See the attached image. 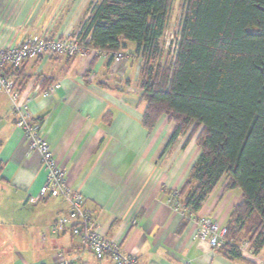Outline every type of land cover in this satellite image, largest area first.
I'll list each match as a JSON object with an SVG mask.
<instances>
[{"label": "crops", "instance_id": "obj_1", "mask_svg": "<svg viewBox=\"0 0 264 264\" xmlns=\"http://www.w3.org/2000/svg\"><path fill=\"white\" fill-rule=\"evenodd\" d=\"M87 1L0 0V49L41 35L76 34V12ZM107 65L106 55L87 50L72 60L33 59L10 75L22 98L32 99L29 107L41 136L65 171L69 188L84 197V209L100 233L120 243L123 254H133L137 264H247L215 252L208 241L193 239V219L207 217L226 227L232 210L242 202V191H227L228 179L222 178L186 223L176 195L200 155L197 135L189 142V133L180 135L163 153L175 125L163 116L151 132L142 126L146 103L139 87L140 60L125 54L121 63ZM54 85L48 97L34 94L38 87L45 91ZM12 106L0 92V184L11 195L9 204L28 214L20 220L22 232L25 228L26 236L29 230L36 233L45 259L29 262L21 242L15 261L7 260L10 264H114L110 259L97 260L68 230L51 233L52 223L69 213L66 200L46 197L29 203L46 184L47 174L41 153L30 149L23 130L16 127ZM34 214L36 222H32ZM248 260L264 263V249Z\"/></svg>", "mask_w": 264, "mask_h": 264}, {"label": "trees", "instance_id": "obj_2", "mask_svg": "<svg viewBox=\"0 0 264 264\" xmlns=\"http://www.w3.org/2000/svg\"><path fill=\"white\" fill-rule=\"evenodd\" d=\"M172 3L97 0L76 37L82 51L106 55L108 68L117 53L140 60L142 126L151 132L163 116L174 123L163 153L180 135H197L200 155L177 207L189 222L226 177V190L240 189L243 199L215 252L253 264L239 242L253 257L264 249V0H187L170 62L160 42Z\"/></svg>", "mask_w": 264, "mask_h": 264}, {"label": "built area", "instance_id": "obj_3", "mask_svg": "<svg viewBox=\"0 0 264 264\" xmlns=\"http://www.w3.org/2000/svg\"><path fill=\"white\" fill-rule=\"evenodd\" d=\"M82 52L78 38L72 35L62 38H49L46 35H41L26 39L18 46L0 49V92L10 98L13 114L16 117V127L23 130L30 149L41 153L42 166L47 174V182L41 188L39 195L30 197L28 201L31 204H36L46 197L66 200L69 204V213L57 218L52 223L50 231L53 235H59L68 230L74 237L79 238L85 247L91 249L99 261L110 259L114 264H137L133 254H123L120 243L110 241L100 233L96 221L84 209L85 201L82 194L69 188L66 183L65 171L57 166L56 159L52 156L48 144L40 134V127L32 121L29 107L32 99L22 98L16 79L10 76V72L19 70L30 60H37L40 57L74 58ZM121 59L122 54L117 53L114 59L115 64L121 63ZM55 87L56 85L50 86L45 91H41L38 87L34 94L48 97ZM193 220L195 225L194 240L208 241L213 250L222 246L227 235L226 227L220 226L207 217ZM45 238L46 236L43 235L42 240L45 241ZM239 247L243 257L253 258L252 254L249 257L246 256V250L249 249L248 242L241 243ZM62 264H69V262L64 261Z\"/></svg>", "mask_w": 264, "mask_h": 264}, {"label": "rangeland", "instance_id": "obj_4", "mask_svg": "<svg viewBox=\"0 0 264 264\" xmlns=\"http://www.w3.org/2000/svg\"><path fill=\"white\" fill-rule=\"evenodd\" d=\"M95 2H97V0H88L84 5H80L81 7H78V12H76V16H78L76 21V30H78V32H76V34H73V36L78 35L83 23L90 15L89 12ZM186 8L187 0H173L168 26L166 28L164 37L160 42L161 48L165 53V57L170 62L174 58L175 52H173V50L177 48L181 24L186 13ZM85 52H87V50H84L76 57L82 55ZM121 54V60L123 61L125 59V54ZM76 57L72 59H75ZM10 196L11 195L9 194V191L6 188L5 184H0V264H10L11 261L9 262V260H7L10 258H13V260L15 261V252L22 251L21 249H18V245L21 242H25L26 248L23 247L24 250L22 252L23 257L31 258V261L29 262L35 263L37 261L45 259V256L42 255V243L35 235L36 233L34 234L33 231L29 230L26 236L25 228L24 232H22L23 229L21 228L22 223L20 222V220L23 219L24 216H28V214L24 212L25 210L23 211V209H20L19 206H11L12 204H9ZM36 220L37 218L34 214L32 216V222H36ZM241 241L239 242L240 244H243V242H245ZM246 251V256L249 257L251 254L249 249H247ZM252 259L255 258L253 257ZM260 264L263 263L261 262Z\"/></svg>", "mask_w": 264, "mask_h": 264}]
</instances>
